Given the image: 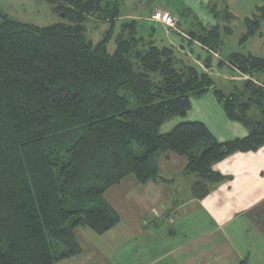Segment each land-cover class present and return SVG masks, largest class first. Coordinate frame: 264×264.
Wrapping results in <instances>:
<instances>
[{
    "label": "trees",
    "instance_id": "16d2710c",
    "mask_svg": "<svg viewBox=\"0 0 264 264\" xmlns=\"http://www.w3.org/2000/svg\"><path fill=\"white\" fill-rule=\"evenodd\" d=\"M42 1L61 19L24 22L0 4V264H56L79 254L78 227L103 234L121 221L107 191L129 174L140 183L158 179L162 154L186 157L192 197L202 199L223 179L214 163L264 146V82L255 77L264 58L241 51L217 58L225 46L219 25L198 21L189 40L175 31L189 49L178 58V48L157 44L160 24L147 41L135 20L115 30L125 0ZM217 5H207L215 17ZM258 11L245 19L240 44L264 37V6ZM91 17L110 25L98 42L86 33ZM215 65L248 78L228 97L210 73ZM209 91L247 136L221 142L200 120L161 131Z\"/></svg>",
    "mask_w": 264,
    "mask_h": 264
},
{
    "label": "crops",
    "instance_id": "0c3cea01",
    "mask_svg": "<svg viewBox=\"0 0 264 264\" xmlns=\"http://www.w3.org/2000/svg\"><path fill=\"white\" fill-rule=\"evenodd\" d=\"M205 99L217 109L214 118L208 110L199 116L192 111ZM222 107L213 91H209L193 98L191 109L176 123L203 121L221 142L247 136L248 128L231 120ZM162 162L167 164L161 166ZM159 164L163 180L158 178L142 184L134 180L133 186L143 187L144 191H139L138 197L131 193L127 196L138 206L146 205L154 216L141 220L134 231L137 240L150 233L152 242L138 246L133 255L137 259L131 256L125 264H132L134 260L140 263L139 257L146 255L142 264H239L242 260H247V264H264V146L254 151H237L214 163V170L223 179L213 184L202 199L192 197L193 181L184 173L186 157L167 152ZM177 165L180 167L175 170ZM179 174L185 177L177 182ZM110 192L111 189L106 193L109 201ZM150 204L154 205L150 207ZM95 257L82 246L79 254L56 264H91L96 263Z\"/></svg>",
    "mask_w": 264,
    "mask_h": 264
},
{
    "label": "rangeland",
    "instance_id": "374dc122",
    "mask_svg": "<svg viewBox=\"0 0 264 264\" xmlns=\"http://www.w3.org/2000/svg\"><path fill=\"white\" fill-rule=\"evenodd\" d=\"M209 1L218 4L217 8L219 16L215 17L214 14L210 12L209 7H207ZM0 4L2 9L10 17L24 22L47 25L61 19V15L56 13L52 6L42 0H0ZM261 6H264V0H227L226 3L223 2V0H125L122 6V14L119 17V20H117L115 30L119 31L121 29L120 24L122 22L135 20L138 30L140 29L139 34L147 41V39H149L151 27L156 26L157 28V24H160L162 28H157V44H172L180 50L178 58H185L187 53H189V49L187 47L184 49L183 44L185 42L175 34V31L180 30L179 32L185 35L183 37L186 38V40H189L187 38L189 37L187 36V31L190 29L198 30L199 28L197 27V24L199 21L208 28L217 25L220 26V32L225 41V46L222 50V54H217V58H224L231 51H241L245 53L251 52L254 55L264 58V37L261 35L249 38L244 44L239 43L241 35L246 31L245 19H252L255 15H261L260 11H258V8ZM185 8H190L192 13L189 14L184 12ZM158 11L169 12L173 17L174 22L172 24H168L162 23L159 19H155V14ZM227 11L231 17L225 19L224 16H227ZM109 27L110 25L91 17L87 21L86 33L91 40L98 42L104 38L109 30ZM226 27L232 30L230 35H227V33L225 34ZM261 32L264 34V20L262 21ZM109 47L111 50L114 49L113 42L110 43ZM195 56V54H188V60L193 63H197L198 61ZM198 63L200 64V62ZM210 73L215 79L216 87L222 90L228 97L234 92H237L235 89L237 86L242 88V81L248 78L247 75L243 76L239 73L235 74L227 67L220 69L216 65L210 69ZM255 77L260 81H256L257 84L260 85L264 82V71L257 73ZM240 90L242 91L243 89ZM213 94L215 95L214 92ZM240 97L243 98L244 96ZM208 100L209 99H205V102L203 101L204 103L202 105L194 106L192 111L199 116L208 110L214 118L217 109L209 105L208 103L210 102ZM219 110L222 109L220 108ZM251 111L253 112V110ZM250 114L252 115L251 112ZM179 118L181 117H174L166 121L162 125L161 131L167 132L173 129V127L177 124L176 120ZM165 154H162L157 158L159 168L167 164L165 162H162L161 166L159 164V159H163ZM179 167L180 166L177 165L175 170ZM185 170L186 167L184 168V173H186ZM187 174L188 173H186V175ZM188 176H190V178L187 177L188 180L191 178L192 181L194 180L193 174H188ZM183 177H185V175L179 174V176H177V182L181 181ZM158 178L163 180V177L159 176ZM134 180L139 182L135 175L129 174L118 184L110 188L111 192L108 194V197L110 201H112L111 204L115 205L114 207L119 211L122 221V223L120 221L121 225L115 231H110L109 233L107 231L103 234H98L88 227L80 226L76 229L77 237L81 246L85 247V251H92V253L96 255L94 258V261L97 259L96 263L91 264H125L124 261L131 256L133 259H137L136 256L133 255L138 250V246L144 247L147 243L152 242L153 236L149 235L150 233H148L144 239L141 238L139 240H137L134 236V231L136 227H139L140 221L154 216V212H152V210H150V208L146 205L141 207L138 206L135 201H129V197H127L128 195L130 196L129 193L138 197V194L141 193L138 192L144 191L143 187L136 188L133 186ZM122 193H124V195L127 194L125 198ZM145 202L147 203V201ZM153 205L150 204L149 206L152 207ZM165 225V228H167L168 225ZM138 255L141 256L142 254ZM146 257L147 255L139 257L141 262L139 261L140 263H138L137 260H134L132 264H142Z\"/></svg>",
    "mask_w": 264,
    "mask_h": 264
},
{
    "label": "built area",
    "instance_id": "2783aa9c",
    "mask_svg": "<svg viewBox=\"0 0 264 264\" xmlns=\"http://www.w3.org/2000/svg\"><path fill=\"white\" fill-rule=\"evenodd\" d=\"M155 17V19H159L162 23L172 24L174 22V19L169 12L158 11L155 14Z\"/></svg>",
    "mask_w": 264,
    "mask_h": 264
}]
</instances>
